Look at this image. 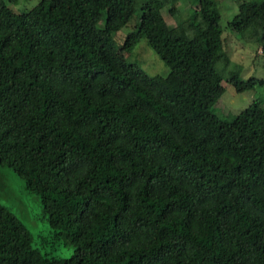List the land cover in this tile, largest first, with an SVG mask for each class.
I'll return each instance as SVG.
<instances>
[{
	"label": "trees",
	"instance_id": "16d2710c",
	"mask_svg": "<svg viewBox=\"0 0 264 264\" xmlns=\"http://www.w3.org/2000/svg\"><path fill=\"white\" fill-rule=\"evenodd\" d=\"M0 0V165L40 200L67 258L32 245L0 203V264H264V106L225 122L240 76L224 49L218 0ZM169 7L170 27L162 14ZM228 26L264 54V0ZM144 38L169 68L149 75L125 55Z\"/></svg>",
	"mask_w": 264,
	"mask_h": 264
},
{
	"label": "rangeland",
	"instance_id": "374dc122",
	"mask_svg": "<svg viewBox=\"0 0 264 264\" xmlns=\"http://www.w3.org/2000/svg\"><path fill=\"white\" fill-rule=\"evenodd\" d=\"M39 0H19L17 3L8 2L15 12L28 9ZM144 0L134 1V17L120 29L115 37L118 42L130 30L135 29V20L139 17L140 6ZM221 13L220 25L224 39V49L233 63L240 67V76L246 79L250 76L264 79V54L258 45L247 42L229 26L228 21L236 14L238 5L244 0H218ZM178 9V18L184 19L193 12V0H173ZM167 6L162 9L163 17L170 27L175 26V19ZM127 61L135 62L149 75L167 74L169 68L160 57L150 48L144 38L140 39L133 49L125 55ZM224 93L212 107L213 113L225 122L230 121L237 113L247 107L253 100L263 101L264 82L252 90L236 92L232 85L222 81ZM0 203L11 210L30 232L32 245L41 254L67 258L72 252L71 245L53 237L52 229L42 212L38 196L24 188L23 180L10 168L0 165Z\"/></svg>",
	"mask_w": 264,
	"mask_h": 264
}]
</instances>
